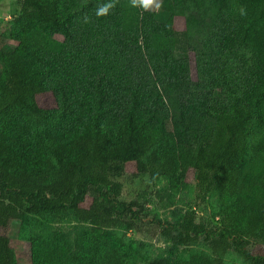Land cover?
Instances as JSON below:
<instances>
[{
	"label": "trees",
	"instance_id": "trees-1",
	"mask_svg": "<svg viewBox=\"0 0 264 264\" xmlns=\"http://www.w3.org/2000/svg\"><path fill=\"white\" fill-rule=\"evenodd\" d=\"M13 2L16 45L0 49V228L29 216L87 224L30 235L31 264H136L125 236L144 203L120 198L128 162L132 180H165L159 198L191 172L198 196L220 202L216 225L194 211L158 221L168 246L147 264H225L230 249L264 264L249 250L264 247V0H162L164 21L129 0L100 17L105 0ZM46 92L53 108L37 101ZM0 264H18L1 233Z\"/></svg>",
	"mask_w": 264,
	"mask_h": 264
},
{
	"label": "rangeland",
	"instance_id": "rangeland-1",
	"mask_svg": "<svg viewBox=\"0 0 264 264\" xmlns=\"http://www.w3.org/2000/svg\"><path fill=\"white\" fill-rule=\"evenodd\" d=\"M15 9L17 7L13 0L0 2V49L11 50L16 45V42L8 34L12 21L11 15ZM152 10L159 21L166 20L167 12L161 8ZM174 26L177 30L183 29V18L180 16L175 17ZM190 71L192 78H195L193 55H190ZM37 101L40 106L45 108L55 106V100L48 92L39 94ZM133 171L134 162H128L125 166L124 184L120 198L126 201L137 199L139 202L144 203L142 220L137 221L126 232L125 236V240L128 242L135 241L137 248L136 264H147L152 259L164 255L168 243L161 235V227L158 221L174 222L179 220L187 211H194L196 216L201 218L207 225H216L218 221L217 213L220 207L218 196L215 192H210L203 199L199 197L191 172L189 173L188 185L184 189L159 198L155 193L165 186V180L159 179L154 185L146 186L145 183L132 180L131 173ZM90 202L91 197L86 196L82 205L87 207ZM86 226V223L77 222L72 216L61 221L29 216L24 220H11L6 227L0 228V233L9 237L18 264H31L29 257L30 242L28 241L30 235H47L54 230H62L73 237L82 232ZM193 248L198 252H210L209 247L202 240L196 241ZM249 250L253 253L264 254V247L259 244H250ZM180 254L185 257L187 251H181ZM224 262L225 264H248L233 249L228 250Z\"/></svg>",
	"mask_w": 264,
	"mask_h": 264
},
{
	"label": "clouds",
	"instance_id": "clouds-1",
	"mask_svg": "<svg viewBox=\"0 0 264 264\" xmlns=\"http://www.w3.org/2000/svg\"><path fill=\"white\" fill-rule=\"evenodd\" d=\"M129 3L132 7H138L145 11L147 10H159L162 7V0H129ZM116 0H105L104 3H101L96 8V16H105L109 11L115 7ZM241 15L246 14L243 8L240 9ZM84 22H89V18L85 16L83 18Z\"/></svg>",
	"mask_w": 264,
	"mask_h": 264
}]
</instances>
